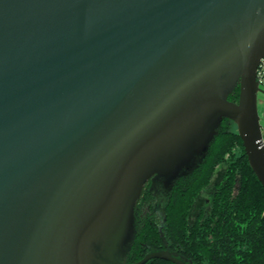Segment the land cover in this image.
<instances>
[{
  "label": "water",
  "instance_id": "water-1",
  "mask_svg": "<svg viewBox=\"0 0 264 264\" xmlns=\"http://www.w3.org/2000/svg\"><path fill=\"white\" fill-rule=\"evenodd\" d=\"M262 59L264 0H0V264H124L223 118L264 188Z\"/></svg>",
  "mask_w": 264,
  "mask_h": 264
},
{
  "label": "trees",
  "instance_id": "trees-1",
  "mask_svg": "<svg viewBox=\"0 0 264 264\" xmlns=\"http://www.w3.org/2000/svg\"><path fill=\"white\" fill-rule=\"evenodd\" d=\"M239 85L226 98L237 103ZM199 161L183 170L164 190H144L134 211L133 239L125 246L124 264L168 251L186 264H264V188L253 172L237 126L223 118ZM146 264H174L152 259Z\"/></svg>",
  "mask_w": 264,
  "mask_h": 264
},
{
  "label": "flooded vegetation",
  "instance_id": "flooded-vegetation-1",
  "mask_svg": "<svg viewBox=\"0 0 264 264\" xmlns=\"http://www.w3.org/2000/svg\"><path fill=\"white\" fill-rule=\"evenodd\" d=\"M173 182H174V180L173 181H170V180L167 181L166 178H162V177L156 178V177H153L145 185L144 190L148 189V187L151 188L154 184H159V185H161L164 188V189L160 190V193H158L163 198L162 204L158 205V209H159L160 213L164 209L165 202H166V199H167V193H164V190L165 191L166 190L170 191Z\"/></svg>",
  "mask_w": 264,
  "mask_h": 264
},
{
  "label": "built area",
  "instance_id": "built-area-1",
  "mask_svg": "<svg viewBox=\"0 0 264 264\" xmlns=\"http://www.w3.org/2000/svg\"><path fill=\"white\" fill-rule=\"evenodd\" d=\"M257 82L264 90V59H262L257 72ZM261 145L264 148V115L261 118Z\"/></svg>",
  "mask_w": 264,
  "mask_h": 264
},
{
  "label": "rangeland",
  "instance_id": "rangeland-1",
  "mask_svg": "<svg viewBox=\"0 0 264 264\" xmlns=\"http://www.w3.org/2000/svg\"><path fill=\"white\" fill-rule=\"evenodd\" d=\"M259 92H258V111H259V115L262 118V116L264 115V90L263 88H259ZM163 202V198L160 194H158V205L162 204Z\"/></svg>",
  "mask_w": 264,
  "mask_h": 264
}]
</instances>
